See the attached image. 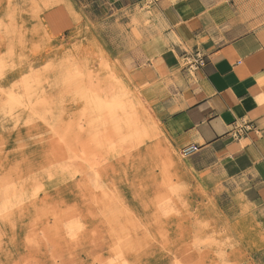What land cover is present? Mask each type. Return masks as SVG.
Masks as SVG:
<instances>
[{"label":"rangeland","instance_id":"374dc122","mask_svg":"<svg viewBox=\"0 0 264 264\" xmlns=\"http://www.w3.org/2000/svg\"><path fill=\"white\" fill-rule=\"evenodd\" d=\"M155 1L0 0V264H264L259 209L122 61Z\"/></svg>","mask_w":264,"mask_h":264},{"label":"crops","instance_id":"0c3cea01","mask_svg":"<svg viewBox=\"0 0 264 264\" xmlns=\"http://www.w3.org/2000/svg\"><path fill=\"white\" fill-rule=\"evenodd\" d=\"M143 40L123 55L163 132L203 179L240 186L264 218V0H157ZM206 56L191 71L180 59ZM189 53V54H186ZM147 88V89H146ZM253 129L235 135L238 125Z\"/></svg>","mask_w":264,"mask_h":264},{"label":"built area","instance_id":"2783aa9c","mask_svg":"<svg viewBox=\"0 0 264 264\" xmlns=\"http://www.w3.org/2000/svg\"><path fill=\"white\" fill-rule=\"evenodd\" d=\"M186 59L189 60L188 67L191 71L197 70L199 67H203L206 62V56L201 54L200 52H196L193 55H186ZM253 129L252 123L246 122L242 125H238L235 130V135H241L246 132H249ZM197 144H190L182 148L181 154L183 156H190L197 152L198 150Z\"/></svg>","mask_w":264,"mask_h":264},{"label":"bare ground","instance_id":"6f19581e","mask_svg":"<svg viewBox=\"0 0 264 264\" xmlns=\"http://www.w3.org/2000/svg\"><path fill=\"white\" fill-rule=\"evenodd\" d=\"M114 98V97H113ZM115 99V98H114ZM116 101V100H115ZM122 101V100H121ZM12 103V102H11ZM118 104V103H117ZM124 104V103H123ZM17 105V104H16ZM121 106H123V105H120V107ZM104 108V107H103ZM115 108H117V107H115ZM123 108H124V106H123ZM120 109V108H119ZM123 110V109H122ZM113 112H115V110L113 111ZM115 115H116V113H115ZM125 115V114H124ZM126 116V115H125ZM115 118H116V116H115ZM139 118V117H138ZM126 121H127V119H125ZM3 140V139H2ZM3 143V142H2ZM1 153V152H0ZM17 173V172H16ZM7 177V176H6ZM12 178V177H11ZM13 178H14V176H13ZM7 184V183H6ZM5 187V186H4ZM3 189V188H2ZM6 189H7V187H6ZM8 193V192H7ZM128 238V237H127ZM127 240H129V239H127ZM123 241V240H122ZM120 243H122V242H120ZM128 243H130V241L128 242ZM125 244V243H124ZM121 245V244H120ZM127 246V245H126ZM120 250H122V249H120Z\"/></svg>","mask_w":264,"mask_h":264}]
</instances>
